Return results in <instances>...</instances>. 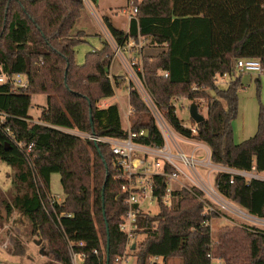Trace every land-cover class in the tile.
<instances>
[{"label":"trees","instance_id":"obj_1","mask_svg":"<svg viewBox=\"0 0 264 264\" xmlns=\"http://www.w3.org/2000/svg\"><path fill=\"white\" fill-rule=\"evenodd\" d=\"M83 4L82 0H0V75L29 78L28 88L0 84V161L15 170V193L6 206L8 213L17 210L35 232L50 236L64 264H72L69 245L76 254L85 255L84 264H114L125 250L126 236L119 223L127 211L123 199H118L123 182L115 178V156L107 144L63 131L115 139L128 135L118 106H98L101 100L112 98L120 85L119 78L110 75L112 47L105 41L101 50L88 54L84 65L76 64L75 48L87 37L83 31L72 35ZM136 7L137 18L127 32L107 18L104 25L120 48L140 37L163 48L157 56L142 59L143 72L138 77L168 125L179 135L206 145L214 165L238 171H251L255 165L264 171V106L258 131L250 141L236 145L232 127L243 88L241 77H234L235 63L251 58L264 67V0H140ZM225 74L235 79L220 90L216 79ZM129 90L130 129L147 131L138 143L163 146L150 109L138 90L132 86ZM39 94L47 96V105L39 123H33L29 110L33 95ZM177 97L204 100L205 121L186 127L173 104ZM16 143H22L24 150ZM53 174L61 177L64 199L51 205L48 193ZM155 180L154 195L161 211L154 217L139 214L138 233L146 239L136 254V264H158L153 261L158 258L212 264L209 255L223 264L245 261L236 228L224 230L214 243L209 221L217 214L206 212L202 192L198 190L197 197L185 189L174 191L168 208L163 203L165 181ZM215 185L223 198L264 220V182L248 183L242 177L219 173ZM108 207L115 210L113 218L106 216ZM64 213L72 217H62L59 223L57 215ZM97 222L104 226V246ZM242 233L248 238V264H264V231Z\"/></svg>","mask_w":264,"mask_h":264},{"label":"rangeland","instance_id":"obj_2","mask_svg":"<svg viewBox=\"0 0 264 264\" xmlns=\"http://www.w3.org/2000/svg\"><path fill=\"white\" fill-rule=\"evenodd\" d=\"M137 1L140 0H97L96 3L89 1L86 4H83L85 9L72 32L74 37L77 36L79 31H83L87 35L85 41L78 44L75 48V61L76 64L80 66L86 63V58L89 53L101 50L105 41L112 47L114 55L110 69L112 75H110L112 79L113 77H118L120 85L115 87V95L112 98L101 100L98 103V106L100 108H107L111 105L118 106L124 128H127L128 124L129 126L131 125V117L133 115V113L130 114L128 123L125 115L128 114L130 110L129 88L132 86L134 89L138 90V87L141 85V80L138 77V68L143 70L142 60L138 66L133 68L129 67V71L124 65L125 62L130 65L132 63L131 59L133 57L139 58L140 54L142 56L141 59H143L144 57H155L163 52V48L160 46L154 45L149 40L141 38L138 41L133 40V47L130 48V50L127 49L130 54L129 52L122 50V54H118V57L115 58V53L118 47L104 25V19H109L117 29L126 31L130 24L129 14L135 8ZM239 77H241L243 88L239 90L238 114L232 122L234 143L236 145L248 142L256 135L259 126L261 108L264 106V70L260 74L237 73V78ZM234 79V77L231 78L230 76L223 80L219 79V89H227ZM174 103L178 118L188 128H191L194 125L193 120L190 117V106L193 103L199 106V112L206 117L204 100L191 102L186 97H177ZM46 105L47 96L45 94L33 95L32 105L29 110V117L32 118L33 123H39V118ZM63 131L75 134L83 140H87V135L84 133L70 130ZM194 143L196 145L182 143L181 149L189 155L197 145H204L196 141H194ZM204 146L207 147L206 145ZM197 158L199 160L205 159V152L199 150L197 152ZM14 175L15 170L0 161V264H64L61 261L62 252L57 243L52 242L50 236L47 237L43 232H35L30 222L17 210L13 211L11 215L8 213L6 206L11 204V198L15 193L13 186ZM216 175L217 172H211V169L209 168H198V176L204 179H208L209 176L210 183L215 190ZM182 182L184 183V181ZM178 190H180V185L175 184L174 191ZM48 194H50L51 197H57V199H60L61 201L64 199L61 177L59 174L52 175L50 192ZM93 199V193L91 192L92 204ZM202 199L205 200L206 212L209 208H213L217 213V216L212 217L209 221L214 243H216L220 236H222L224 230H232L236 228V239L244 246L241 256L245 261L242 262V264H248V238L242 233V230L257 229L264 231V220L249 215L246 210L223 198L219 193L214 195L213 198H209L205 195ZM160 211L161 207L156 206L154 203L145 210V214L154 217L158 215ZM114 215L115 210L108 207L106 216L108 218H113ZM96 216L98 220L99 216L97 213ZM97 226L101 233L102 245L104 246V226L101 222H97ZM45 230H48L47 226H45ZM145 239L146 236L144 234L138 233L135 242H133L135 248L132 249V251H135L136 249L137 251L126 253L124 250L129 259V264L137 263L136 254ZM77 261L79 263L80 259ZM153 261L158 264H182L180 259H171L164 262L162 258H158Z\"/></svg>","mask_w":264,"mask_h":264},{"label":"built area","instance_id":"obj_3","mask_svg":"<svg viewBox=\"0 0 264 264\" xmlns=\"http://www.w3.org/2000/svg\"><path fill=\"white\" fill-rule=\"evenodd\" d=\"M82 1L84 4L89 2V0ZM137 14L138 8L135 6V8L129 14L130 22L134 19L136 20ZM141 38L142 37H140L139 39ZM133 45V40H130L127 46L124 48H120L116 45L118 48L115 53V58L118 57V54H122V50H130ZM141 57V54L139 58L133 57L131 59L132 63L130 65L129 63L125 62L124 65L126 66L128 71L130 70L129 67L133 68L140 64V61L142 60ZM234 69V77H237V73L260 74L263 72L264 67L260 60L247 58L239 59L235 63ZM138 72L142 73L143 70L138 68ZM228 76H230L231 78L233 77L231 74L217 76V85L219 79L223 80ZM165 77H167V74L165 75ZM0 84H10L16 88H28L29 78L27 75L23 74H17L11 77L2 74L0 75ZM138 92L140 93L142 99L144 100L145 104L148 106L156 120V123L164 138L165 144L163 146L145 145L138 143L139 139L147 136L146 130L132 132L129 128V130H127V137L123 139L105 138L86 134L87 139H89L90 141H93L97 144H107L110 147L113 155L115 156L113 165L117 168L118 173L115 178L123 182L121 186V192L118 195V199H123V202L127 208L126 213L119 223V230L126 236V253L132 251L134 245L133 242H135L136 236L141 230L138 226L139 214H145V210L154 203L156 206H160L158 199L154 195V191L156 189V177L163 178L167 186L166 195L163 198V203L168 208H170L172 204V194L174 192L175 184L180 185V189L188 190L197 197L198 190L203 193V198L205 197V195L209 198H213L214 195L218 194V192H216L217 188L215 190L210 183L209 176L211 173L209 174L208 179H204L198 176V168L200 167L209 168L211 169V172L215 171L217 172V174L226 173L232 176H239L247 180L248 183L253 180L264 182V171L260 172L255 165L252 167L251 171H238L227 167L211 164L210 150L204 145H197L195 148H193L191 154L187 155L181 149V144L185 143L188 145H196L194 143L195 140L179 135L168 125V123L160 113L153 97L146 90L142 81L141 85L138 87ZM174 102L175 99L173 100V104L175 106ZM131 113L132 109L130 106L128 114L125 115L128 123ZM196 133L197 130L195 128H192V134ZM7 134L10 138H13L12 133L9 130H7ZM16 145L21 150H24V145L22 143H16ZM32 147L33 146L31 145L26 150L27 155H29ZM199 150H203L205 152V159L199 160L197 158V152ZM30 166L32 167L31 161ZM182 181H184V183ZM231 183H233V181H231ZM48 199L51 205L61 202L60 199H57V197L53 196H49ZM200 200L203 201L202 198ZM207 212L209 214L216 213L215 209L213 208H209ZM62 217L70 218L72 217V215L67 213L62 214L61 216L57 215V221L59 223L61 222ZM79 245L80 247H82L84 244L80 243ZM69 247L72 264H84L83 261L85 259V255L76 254L71 245H69ZM125 252L122 256H118L115 258L114 264H129V259L126 256ZM209 258H211L212 264H223L221 260L213 258L211 255H209ZM78 259H80L79 263L77 261Z\"/></svg>","mask_w":264,"mask_h":264},{"label":"water","instance_id":"obj_4","mask_svg":"<svg viewBox=\"0 0 264 264\" xmlns=\"http://www.w3.org/2000/svg\"><path fill=\"white\" fill-rule=\"evenodd\" d=\"M190 117L196 124H200L203 121H205V117L199 112L198 105L195 103H193L190 106ZM108 248H109V239H108ZM134 248H135V245H133V249ZM108 261H109V258H108Z\"/></svg>","mask_w":264,"mask_h":264},{"label":"crops","instance_id":"obj_5","mask_svg":"<svg viewBox=\"0 0 264 264\" xmlns=\"http://www.w3.org/2000/svg\"><path fill=\"white\" fill-rule=\"evenodd\" d=\"M128 29H129V26H128ZM128 29H127L125 32H127ZM123 55H124V54H123ZM111 75H112V74H111ZM123 128H124V127H123ZM129 128H130V126H129V124H128L127 128H124V130H129Z\"/></svg>","mask_w":264,"mask_h":264}]
</instances>
